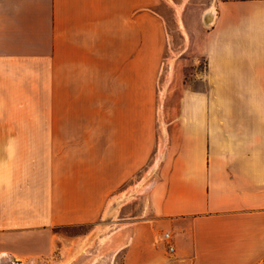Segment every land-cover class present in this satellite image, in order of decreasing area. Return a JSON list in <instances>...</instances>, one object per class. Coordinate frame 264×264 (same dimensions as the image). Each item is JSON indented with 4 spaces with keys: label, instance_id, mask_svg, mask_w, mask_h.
<instances>
[{
    "label": "crops",
    "instance_id": "1",
    "mask_svg": "<svg viewBox=\"0 0 264 264\" xmlns=\"http://www.w3.org/2000/svg\"><path fill=\"white\" fill-rule=\"evenodd\" d=\"M162 2L0 0V137L90 138L73 164H0V256L110 225L115 256L96 264H264V0H200L209 26L184 21L203 87L170 82L184 93L153 170L140 106L165 84ZM134 190L147 208L115 221Z\"/></svg>",
    "mask_w": 264,
    "mask_h": 264
},
{
    "label": "rangeland",
    "instance_id": "2",
    "mask_svg": "<svg viewBox=\"0 0 264 264\" xmlns=\"http://www.w3.org/2000/svg\"><path fill=\"white\" fill-rule=\"evenodd\" d=\"M207 9L206 4L202 5L200 0H163L162 4L156 8L166 22L167 58L163 60L162 73L159 74V79L165 81L163 88L157 89L155 100L153 96L147 95L146 105L140 106V109L144 108L145 118L146 169L150 164H157V162L159 164L164 161L168 153L167 114L171 111H179L180 108L177 101L171 102L169 99L184 93V89L168 88L170 82L180 76L182 81L191 87H203L196 75L204 72L205 61L203 58L194 57L185 52L188 46V36L184 21H201L204 26H209L210 20L205 18ZM211 11L214 12V9ZM165 63L167 67L164 66ZM150 65L153 64L147 63V67ZM178 68L181 69L179 74L174 71ZM89 142V137H0V164H54L55 160L61 164H73L76 155L78 157L85 154L89 156ZM142 181L141 185L145 183V186L141 188L142 193L147 195L154 183L153 171L147 173ZM135 192L136 190L124 201L119 202V204L126 201L130 203L123 208L121 218L116 216L115 221L133 218L135 214L132 213L133 210L147 208V200L140 204L137 201L132 202ZM126 215L129 217H125ZM103 223L105 222H102V225ZM109 227L98 226L97 230L92 233L90 232L91 226L57 228L55 229L58 233L57 244L49 256L21 257L7 254V257L0 258V264H75V261L79 262L80 259L83 264H96L99 260L105 261L115 256L116 251L110 248L109 236L112 228ZM76 235L83 236L81 243H75L74 236Z\"/></svg>",
    "mask_w": 264,
    "mask_h": 264
},
{
    "label": "built area",
    "instance_id": "3",
    "mask_svg": "<svg viewBox=\"0 0 264 264\" xmlns=\"http://www.w3.org/2000/svg\"><path fill=\"white\" fill-rule=\"evenodd\" d=\"M165 239L169 240V235L168 234L165 235ZM169 251L170 252H174V248L170 244H169Z\"/></svg>",
    "mask_w": 264,
    "mask_h": 264
},
{
    "label": "bare ground",
    "instance_id": "4",
    "mask_svg": "<svg viewBox=\"0 0 264 264\" xmlns=\"http://www.w3.org/2000/svg\"><path fill=\"white\" fill-rule=\"evenodd\" d=\"M208 15V14H207ZM207 15H206V17H207ZM161 161V160H160ZM158 166V162H157V164L154 166V168H153V170L156 168ZM2 257H7V254H2L1 256H0V258H2ZM1 260V259H0Z\"/></svg>",
    "mask_w": 264,
    "mask_h": 264
}]
</instances>
